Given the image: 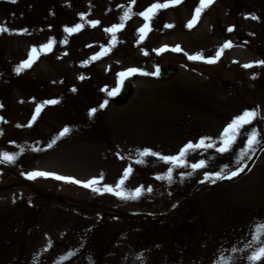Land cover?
Instances as JSON below:
<instances>
[{"label":"rangeland","instance_id":"1","mask_svg":"<svg viewBox=\"0 0 264 264\" xmlns=\"http://www.w3.org/2000/svg\"><path fill=\"white\" fill-rule=\"evenodd\" d=\"M155 2L136 0L133 12ZM198 3L184 0L160 11L139 44L137 29L144 20L133 15L116 34L111 52L90 61L109 45L111 36L104 29L120 23L131 0H0V25L10 30L0 33V153L18 154L15 163H0V264H213L222 250L234 255L237 264H248L244 257L250 249H230L243 248L251 229L264 221V66L243 67L264 61V0H215L190 30L185 25ZM90 21L100 23L93 28ZM78 23L85 25L83 30L61 43L67 35L63 29ZM50 39L56 42L52 52L17 75L14 69L30 49ZM227 41L234 46L215 64L185 55L213 57ZM165 45H180L183 52L157 55L154 50ZM162 66L173 68V76L134 75L133 93L121 104L102 91L116 88L117 73L128 68L152 73ZM53 99L59 103L45 105L27 127L36 107ZM105 99L108 106L99 109ZM92 108L98 111L89 117ZM254 109L259 117L245 126L229 152L218 153L223 129ZM65 127L70 133L58 138ZM252 128L260 132L262 144L237 164ZM206 137L215 147L193 151L186 161L203 159L207 166L183 179L181 173L191 172L190 167L175 168L169 183L156 177L166 175L170 164L156 157L135 163L137 150L174 156ZM252 156L238 177L218 180L183 200L211 184L200 182L205 172L225 166L228 172L236 170ZM129 165L133 171L124 190L145 189L136 200L51 178H27L33 171L81 181L103 174L101 187L115 186Z\"/></svg>","mask_w":264,"mask_h":264},{"label":"snow or ice","instance_id":"2","mask_svg":"<svg viewBox=\"0 0 264 264\" xmlns=\"http://www.w3.org/2000/svg\"><path fill=\"white\" fill-rule=\"evenodd\" d=\"M11 2L15 3L17 0H11ZM184 0H163V2H160V0H156L155 3L151 4L147 9H145L142 12L134 13L133 12V5H135L136 0H131V5L127 7L123 11V15L120 17V23L114 24L111 27L105 28L104 31L107 34H110L111 40L109 42V45L107 47L101 46V51L96 53L90 58V61H96L102 58V56L107 55L109 52H111L112 48L115 47L117 43V33L122 31L125 28V25L128 20L132 19L133 15L140 16L144 23L143 25L137 29L138 33V44L142 43L146 40L149 33L152 31L151 24L153 20L157 17L160 11L166 10L170 7H176L182 4ZM215 0H199L198 6L195 7L192 18L188 21V23L185 25L188 29H193L196 27V25L199 23L202 14L204 11L209 8L211 5H213ZM123 7V6H121ZM253 20H256L257 17L255 15H252L250 17ZM80 19L82 21L85 20V14H80ZM99 21H90L89 24L91 27L95 28L99 25ZM85 25L83 23H78L74 27H65L63 31L67 34L61 43L67 44L68 37L80 32L83 30ZM165 28L171 29L174 27L172 24H165ZM234 29L229 28L228 31L232 32ZM10 30L6 26L0 25V33L9 32ZM26 32L27 30H23ZM56 42L52 39L48 41V43L41 45L39 48L33 46L29 53L28 58L24 61H22L19 65H17L14 69L15 73L17 75L21 74L27 69H30L33 64L40 58L42 54L46 55L50 52H52L54 44ZM233 43L231 41L225 42L215 53L213 57H205L203 53H197L189 55L185 53L187 58L192 61H200L206 64H215L217 63L222 54L225 52L226 49H230L233 47ZM157 55H160L166 51H172V52H183V49L180 45H176L175 47H169L167 45L162 46L159 49L154 50ZM67 55V53H65ZM144 55H148V53L145 51ZM90 61H85L84 63L87 64ZM264 66V61H256L254 63H248L244 64L243 67L245 69L253 68V67H262ZM143 75V76H158L160 75V69L159 67L156 68L155 72L149 73L142 71L137 68H128L123 72L117 73V87L114 89H102L106 93L108 97H114L116 95H119L122 91V88L124 86L125 80H127L129 77L134 75ZM255 75H253L252 79H255ZM80 80L85 79L83 75L79 77ZM73 92L76 91L75 88L72 89ZM59 100H47L44 101L43 104H40L36 107L34 114L32 115L31 121L28 123L27 127H31L32 124L37 120L39 117L43 107L45 105H55L58 104ZM109 104V100L105 99L100 105L99 109H105ZM97 108H92L89 110V117H93L97 113ZM259 117V110H245L241 115L233 118V120L223 129V132L221 133L220 137V146L215 147L214 143L212 142L211 138H201L197 143L189 142L186 144L177 155L174 156H163L160 155L151 149H143V150H137L136 155L138 156V159L135 160L136 164H143L145 163V159L147 157H156L159 160L170 164L171 166L168 168L166 175L164 176H157L156 179L159 180H167L169 183L173 182V170L175 168H184V167H190L191 172L188 173H181V179L187 176H191L193 172L203 169L207 166V162L205 160H200L197 163L193 164H187L186 157L193 151L200 150V149H212L215 147V150L218 153H227L229 152L233 145L237 142L238 138L242 134V130L245 128V126L251 125L254 120H256ZM2 119V118H0ZM19 127V125H17ZM71 129L68 127L63 128V130L59 133L58 138H62L70 133ZM2 134V133H0ZM56 143V139L52 140L48 144V148L53 147V145ZM262 144V138L260 132H258L255 128H252L247 133V138L245 142L244 148L239 153V159L237 160V164H240V162L244 159V157L249 156V153H254L255 149L260 147ZM40 149H33V151H39ZM21 152H23V149H21ZM18 158V154H9L8 152H2L0 153V163H8L12 164L15 163V161ZM123 158V157H121ZM247 165H243L238 167L236 170L227 171V166L225 168H222L220 171L215 173H208L205 172L204 178L201 183L205 182H211L215 183L218 180H224V179H232L234 177L239 176L242 172L245 171V168ZM133 171V168L131 165L127 167L121 179L116 183L115 186L111 185H102L103 183V174H101L99 177H93L87 181H81L74 177L70 176H63L52 172H46V171H33L27 174V178L29 180H35L37 178H51L57 181H62L65 183H71L76 184L81 187H84L86 189L91 190L94 193L97 194H104V193H110L116 197H118L121 200H136L144 193L145 189L143 186L137 187L134 191H125L124 185L125 182L129 179L131 173ZM147 192H151L152 188L148 187L146 189ZM15 202V200L13 201ZM251 250L250 254H246L244 257L248 264H264V221H261L251 229V239L248 240V242L244 245L243 248H236L232 247L230 251L232 253L237 252H247V250ZM47 249H45L46 251ZM224 251L228 250H222L217 254V257L215 258L213 264H237V258L234 255H225ZM68 257H62L61 260L67 259ZM36 258L34 257V260ZM137 260L143 261L142 255H139L136 257Z\"/></svg>","mask_w":264,"mask_h":264},{"label":"water","instance_id":"3","mask_svg":"<svg viewBox=\"0 0 264 264\" xmlns=\"http://www.w3.org/2000/svg\"><path fill=\"white\" fill-rule=\"evenodd\" d=\"M159 69H160V75H158V77L161 78V79H168L171 76H173V74H174V69L171 68V67H169V66H162ZM133 78H134V76H131L127 80H125L124 86H123L122 91L120 92V94L119 95H116L114 97H111L112 98V101L114 103L121 104V103L125 102L132 95L133 88H134ZM253 159H254V157L252 156L250 158V161L248 162L247 167L245 168V170L249 167V165L251 164V162H252ZM234 178H236V177H234ZM234 178H232V179H234ZM224 180H231V179H224ZM224 180H221L220 182H222ZM220 182H218V183H220ZM216 184L217 183L206 184L202 188H200V189L196 190L195 192H193V193L185 196L183 198V200L195 196V194L199 193L205 187H211V186H214ZM114 210L115 211H118V212H121V213H124V214L127 215V213L125 211L121 210V209L114 208ZM170 212H172L171 209H169V210L166 211V213H170Z\"/></svg>","mask_w":264,"mask_h":264},{"label":"trees","instance_id":"4","mask_svg":"<svg viewBox=\"0 0 264 264\" xmlns=\"http://www.w3.org/2000/svg\"><path fill=\"white\" fill-rule=\"evenodd\" d=\"M117 212V211H116ZM118 213H120V212H118ZM121 214H123V213H121Z\"/></svg>","mask_w":264,"mask_h":264}]
</instances>
